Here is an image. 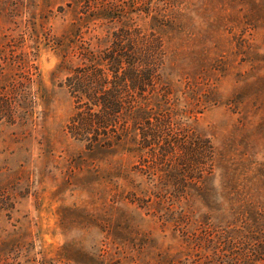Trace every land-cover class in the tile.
<instances>
[{"label":"trees","instance_id":"1","mask_svg":"<svg viewBox=\"0 0 264 264\" xmlns=\"http://www.w3.org/2000/svg\"><path fill=\"white\" fill-rule=\"evenodd\" d=\"M68 8L61 36L46 38L74 100L67 134L85 147L69 165L100 177L96 163H108V176L131 186L132 176H147L150 187L135 188L150 199L129 194L137 202L154 197L152 207L166 213L164 225L174 224L185 244L158 264H264V167L239 181V136L231 134L221 150L215 129L200 127L197 116L217 97L206 65L224 18L231 24L226 12L252 15L255 23L245 25L259 29L264 0H70ZM35 17L18 37L0 41V123L24 133L38 98ZM218 168L220 191L210 187Z\"/></svg>","mask_w":264,"mask_h":264},{"label":"rangeland","instance_id":"2","mask_svg":"<svg viewBox=\"0 0 264 264\" xmlns=\"http://www.w3.org/2000/svg\"><path fill=\"white\" fill-rule=\"evenodd\" d=\"M69 2L0 0V41L18 37L33 13L40 39L35 123L26 133L0 123V264H158L185 244L174 224L164 225L166 213L152 207L154 197L137 202L129 194L148 201L135 188L148 189L147 176H132L131 186L113 181L108 163H96L100 177L88 174L91 167L69 165L85 147L67 134L74 100L64 87L68 73L58 71L61 58L46 38L61 36ZM226 14L233 22L224 18L226 30L214 38L206 65L217 97L197 116L200 127L215 129L221 150L231 134L239 136L234 157L244 162L237 175L246 182L264 167V27L245 25L255 23L250 14ZM223 176L215 169L210 187L220 191Z\"/></svg>","mask_w":264,"mask_h":264}]
</instances>
